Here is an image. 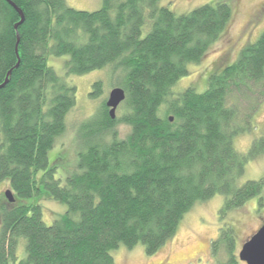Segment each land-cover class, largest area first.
<instances>
[{"label":"trees","instance_id":"1","mask_svg":"<svg viewBox=\"0 0 264 264\" xmlns=\"http://www.w3.org/2000/svg\"><path fill=\"white\" fill-rule=\"evenodd\" d=\"M161 1L102 0L82 11L65 0H0V185L14 197L0 193V264H115L119 246L153 255L196 203L221 194L223 216L263 200L264 176L241 179L247 162L264 156V134L246 152L234 140L253 127L264 101V29L231 63L210 70L203 91L175 92L229 28L233 10L215 0L178 15ZM61 56L59 75L47 62ZM105 69L125 92L119 114L111 119L101 102L79 122L77 163L56 175L59 154L48 152L76 104L67 77ZM101 89L94 81L89 96ZM248 94L241 114L232 98ZM43 198L65 207L49 224ZM235 238L232 225L221 227L212 248L225 245L227 258L218 264H237Z\"/></svg>","mask_w":264,"mask_h":264},{"label":"rangeland","instance_id":"2","mask_svg":"<svg viewBox=\"0 0 264 264\" xmlns=\"http://www.w3.org/2000/svg\"><path fill=\"white\" fill-rule=\"evenodd\" d=\"M215 0H162L161 5L175 14L188 13L195 8L212 3ZM233 10V18L229 28L222 37L206 53L204 58L196 64L188 66V75L183 76L174 85L173 90L180 92L188 86H193L198 92L205 89L206 78L220 62L231 63L238 52L247 44L253 43L264 29V0H224ZM66 4L76 10L94 11L101 7L102 0H65ZM66 57H49L48 65L59 74H63V63ZM67 80L76 86V104L66 117V132L56 145L49 150L50 159L57 157L58 171L56 175L66 169H72L77 163L76 152L79 150L76 137V128L79 122L91 116L101 102L106 101L113 86L109 82L108 70H96L83 75L68 76ZM100 80L102 89L95 98L90 97L92 83ZM254 90V87L251 91ZM252 96L232 98L238 105L241 114L248 112ZM263 100V99H262ZM116 116L119 114L118 108ZM252 117V128L236 136L234 144L242 152H246L250 143L264 134V101L260 103ZM255 127V128H254ZM114 129L120 136L124 135L122 124H115ZM40 174V172H39ZM38 174V175H39ZM264 176V156L259 155L250 159L245 167L241 181L256 180ZM9 190L6 183L0 185V193ZM43 206V221L50 223L53 218L65 210V207L53 200L41 201ZM223 197L218 194L211 199L196 203L183 217L177 232L153 255H146L142 245L132 249L124 246L111 251L115 264H218L227 258L226 247L219 244L216 251L212 242L217 239L220 229L232 225L235 245L233 252L238 255L242 244L247 241L264 221V194L263 200L257 198L246 201L242 206L224 212L220 210ZM238 257V256H237ZM237 264H245L237 258Z\"/></svg>","mask_w":264,"mask_h":264},{"label":"water","instance_id":"3","mask_svg":"<svg viewBox=\"0 0 264 264\" xmlns=\"http://www.w3.org/2000/svg\"><path fill=\"white\" fill-rule=\"evenodd\" d=\"M18 12L20 14V21L16 24L15 29H17V25L23 22V16L19 10ZM17 45L18 39L15 46V52H17ZM7 81L8 79H5L4 83ZM124 99L125 92L120 87H114L108 93L105 106L108 108V115L111 119L115 118L116 110ZM169 121H172V117L169 118ZM4 197L10 203L14 201V197L10 190H7L4 193ZM238 258L245 264H264V221L257 231L242 244L238 252Z\"/></svg>","mask_w":264,"mask_h":264},{"label":"flooded vegetation","instance_id":"4","mask_svg":"<svg viewBox=\"0 0 264 264\" xmlns=\"http://www.w3.org/2000/svg\"><path fill=\"white\" fill-rule=\"evenodd\" d=\"M262 223H263V222H262ZM262 223H261V224H262ZM260 226H261V225H260Z\"/></svg>","mask_w":264,"mask_h":264}]
</instances>
